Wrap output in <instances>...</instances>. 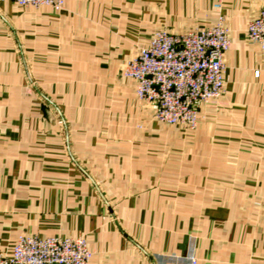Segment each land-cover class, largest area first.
<instances>
[{
  "label": "crops",
  "instance_id": "obj_1",
  "mask_svg": "<svg viewBox=\"0 0 264 264\" xmlns=\"http://www.w3.org/2000/svg\"><path fill=\"white\" fill-rule=\"evenodd\" d=\"M263 10L0 1V252L23 236L85 237L89 264H264V53L247 36ZM220 21L224 94L194 130L160 123L124 68L156 32Z\"/></svg>",
  "mask_w": 264,
  "mask_h": 264
},
{
  "label": "built area",
  "instance_id": "obj_2",
  "mask_svg": "<svg viewBox=\"0 0 264 264\" xmlns=\"http://www.w3.org/2000/svg\"><path fill=\"white\" fill-rule=\"evenodd\" d=\"M10 1L19 7L46 6L61 11L66 0ZM215 10L220 12V5ZM247 36L264 53V10L248 25ZM230 45L229 31L221 21L180 35L162 30L127 63L122 74L136 82L137 98L154 106L157 121L194 130L199 106L225 92L223 57ZM91 260L85 237L23 236L11 254L0 252V264H89ZM188 261L197 264L194 257Z\"/></svg>",
  "mask_w": 264,
  "mask_h": 264
},
{
  "label": "rangeland",
  "instance_id": "obj_3",
  "mask_svg": "<svg viewBox=\"0 0 264 264\" xmlns=\"http://www.w3.org/2000/svg\"><path fill=\"white\" fill-rule=\"evenodd\" d=\"M52 116H53V114H52ZM54 117V116H53Z\"/></svg>",
  "mask_w": 264,
  "mask_h": 264
}]
</instances>
